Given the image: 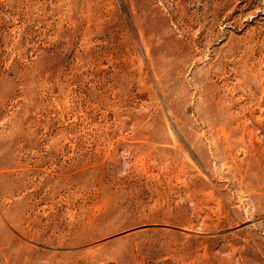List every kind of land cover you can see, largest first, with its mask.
I'll return each mask as SVG.
<instances>
[{"label":"rangeland","instance_id":"1","mask_svg":"<svg viewBox=\"0 0 264 264\" xmlns=\"http://www.w3.org/2000/svg\"><path fill=\"white\" fill-rule=\"evenodd\" d=\"M0 264H264V0H0Z\"/></svg>","mask_w":264,"mask_h":264}]
</instances>
